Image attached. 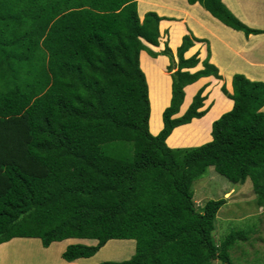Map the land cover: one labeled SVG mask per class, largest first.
Here are the masks:
<instances>
[{
    "label": "trees",
    "instance_id": "trees-1",
    "mask_svg": "<svg viewBox=\"0 0 264 264\" xmlns=\"http://www.w3.org/2000/svg\"><path fill=\"white\" fill-rule=\"evenodd\" d=\"M137 0H0V243L39 238L43 247L66 238L96 240L67 245L62 257L94 255L112 239L135 240L129 259L98 264H234L230 250L247 232L213 237L224 198L201 208L192 184L209 166L232 183L252 182L264 207V82L235 73L232 108L212 122V139L171 148L166 138L198 118L201 87L178 112L184 87L202 76L222 79L215 65L184 58L194 41L184 34L175 63L157 46L164 17ZM198 2L223 24L249 34L262 29L240 21L222 0ZM141 50L169 57L170 104L163 127L149 131L148 84ZM152 124V118H151ZM183 128V127H182ZM168 138V143L172 139Z\"/></svg>",
    "mask_w": 264,
    "mask_h": 264
},
{
    "label": "crops",
    "instance_id": "crops-1",
    "mask_svg": "<svg viewBox=\"0 0 264 264\" xmlns=\"http://www.w3.org/2000/svg\"><path fill=\"white\" fill-rule=\"evenodd\" d=\"M222 2L240 21L247 24V26L264 30V0H222ZM150 3L154 5V7L140 12L137 2V11L140 19L143 18L146 11H155L164 18L159 22L160 37L158 45L154 46L145 43L148 48L153 52H160L165 48V44H167L172 51L173 60L176 63L178 61L176 49L181 43L182 36L191 33L193 36L204 40L194 41L193 45L184 52V58H189L197 53L199 61L194 67L183 68V70L194 72L203 69V60L208 59L209 63L216 66L218 74L222 77V79H218L213 75L202 76L195 82L187 84L184 87L182 103L179 106L178 112L174 114L173 117H178L186 111L194 94L201 87H205L202 94L206 95V98L200 109H207L206 113L201 117L192 118L188 123L176 126L165 140L166 144L171 148L179 147L181 144H194L199 146L212 139V122L224 112L229 111L233 106V100L228 98L221 91V85L223 83H225L227 91L231 93V79L235 73L244 74L250 80L264 82V32L249 34L246 37L242 31L235 30L212 16L198 2L189 4L187 0H151ZM148 61H150L151 64L147 65ZM139 62L148 84V98L150 104L148 119L149 131L153 135H156L163 127L162 112L170 104L171 99L172 78L170 72L167 70L170 59L163 54L152 57L147 51L141 50L139 53ZM152 71L156 73L154 76L155 85L153 90L150 88L149 82ZM158 82H163V87L158 86ZM152 102L156 103L160 108L159 123L156 130H153L151 126ZM262 110L264 111V107ZM182 127H187V131L190 130L189 134H187L185 138H179L174 141L173 144H169L168 138L172 135L174 130ZM188 139L191 140L189 143ZM256 195L258 196V194ZM206 201L207 200L202 202L200 204L201 206L196 207L201 208ZM24 239L32 241L42 252L44 251L47 254L45 255V253H42L43 255L33 262L35 264H84L86 260L94 256L108 242L107 241L94 255L89 257H78L70 261L62 257V252L66 249L67 245L74 243L92 245L96 243V240L74 237L66 238L63 243L51 242L50 245L44 247V249L41 247L42 244L39 238L14 237L6 242L0 243V246L14 242L15 240ZM117 242H122L121 246L123 251L128 255H133V250L129 243H125L126 241ZM59 244L62 245V247L58 251L57 255L59 259H57L56 253H53V248L55 245ZM129 247L131 248L129 249ZM36 249H30V252L27 250L26 253L33 256V251ZM115 250L117 251V249ZM17 252L18 250L10 251L11 256L16 255ZM23 252L25 251H22V253ZM39 253L40 251H36V255ZM119 256L121 257L120 254ZM9 260L10 254L5 260L2 258L0 264H8Z\"/></svg>",
    "mask_w": 264,
    "mask_h": 264
},
{
    "label": "rangeland",
    "instance_id": "rangeland-1",
    "mask_svg": "<svg viewBox=\"0 0 264 264\" xmlns=\"http://www.w3.org/2000/svg\"><path fill=\"white\" fill-rule=\"evenodd\" d=\"M138 1L140 12L154 7V5L150 3L151 0ZM149 64H151L150 61H148L147 65ZM174 70L175 68L172 67L171 71H169L170 74ZM155 74L156 73L152 71L149 79L150 88L152 90L155 85ZM157 84L160 87H163L164 85L163 82H158ZM159 110V106L152 102L151 126L153 130H156L158 127ZM189 131L190 130L187 131V127L179 128L170 140V144H173L174 141L178 140L179 138H185V136L189 134ZM190 141L191 140L188 139V143ZM193 146L197 145L181 144V146L174 148ZM192 190L193 200L196 206H201L200 204L208 199H225V203L220 207L215 220L213 237L216 242H219L224 237V235L231 230H244L248 233L246 238H239L234 244L233 248L230 250L233 263L264 264V207L262 206L261 208V206L257 204L258 196L253 190L250 178L233 184L229 182L224 176L216 172L213 166H209L204 175L194 180ZM64 241L65 240L54 243H63ZM117 241H126L125 243H129L134 253L135 241L133 239H112L109 240L107 244L102 247L94 256L90 257L89 260H86L84 264H98L106 260L120 261L131 257L132 254L128 255L125 251H123L121 246L122 242ZM41 247L44 248L43 246ZM61 247L62 245L60 244L55 245L53 248V253H56L57 255ZM131 247H129V249ZM34 248L37 249L33 251V256L26 253L27 250L29 251L30 249ZM115 249H117V251ZM15 250H18V252L16 255L11 256L10 251ZM22 251H25L24 255ZM36 251H40V253L36 255ZM42 253L45 252H42V250L32 241L25 239L15 240L14 242L0 246V261L2 258L5 260V258L10 254V260L8 261V264H35L33 262L42 256ZM45 255L47 254L45 253ZM57 259H59L58 255ZM215 264H219V261L216 260Z\"/></svg>",
    "mask_w": 264,
    "mask_h": 264
},
{
    "label": "bare ground",
    "instance_id": "bare-ground-1",
    "mask_svg": "<svg viewBox=\"0 0 264 264\" xmlns=\"http://www.w3.org/2000/svg\"><path fill=\"white\" fill-rule=\"evenodd\" d=\"M232 43V42H231ZM233 44V43H232ZM25 249V248H24ZM29 253V252H28ZM23 255H24V252H23ZM29 255V254H28Z\"/></svg>",
    "mask_w": 264,
    "mask_h": 264
}]
</instances>
